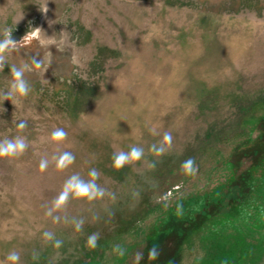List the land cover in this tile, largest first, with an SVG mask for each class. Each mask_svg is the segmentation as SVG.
Instances as JSON below:
<instances>
[{"label": "rangeland", "instance_id": "1", "mask_svg": "<svg viewBox=\"0 0 264 264\" xmlns=\"http://www.w3.org/2000/svg\"><path fill=\"white\" fill-rule=\"evenodd\" d=\"M5 28L20 42L0 91L13 64L29 65L31 91L15 105L0 98V140L29 143L19 158H0V264H11V251L19 264H134L137 252L139 264H264V0H0V38ZM57 128L68 133L59 143ZM165 132L172 144L158 156L150 148ZM134 145L143 158L114 168L113 155ZM64 151L75 161L57 170L52 156ZM188 158L195 176L181 168ZM249 168L257 181L242 198L261 205L260 227L224 226L219 211L203 229L182 219V201L211 193L232 171L241 184ZM91 169L104 196L72 198L46 215L65 181L88 180Z\"/></svg>", "mask_w": 264, "mask_h": 264}, {"label": "clouds", "instance_id": "2", "mask_svg": "<svg viewBox=\"0 0 264 264\" xmlns=\"http://www.w3.org/2000/svg\"><path fill=\"white\" fill-rule=\"evenodd\" d=\"M47 12V7L42 10ZM14 29L5 28L2 33V38H0V71H3L5 66L8 65V55L14 51H18L17 41L13 37ZM42 31L41 28H33L30 35L32 37L39 38V34ZM29 36L27 33L22 39ZM21 39V40H22ZM32 64L36 68H41L44 64L43 60L37 59L35 56L31 58ZM50 63V62H49ZM31 71L28 64H22L21 66H16L15 64L10 66V73L12 76V81L9 88L6 91H0V98L3 102L5 100H10L13 105H15V100L17 98L27 97L31 91L30 83L25 79V72ZM46 72V70H45ZM16 127L19 130H24L27 127V121H20ZM68 133L62 129L57 128L51 133V140L54 142H62L66 140ZM172 134L171 132H165L163 134L161 142L153 144L150 151L154 152L156 155L164 154L172 144ZM29 143L26 137L17 135L13 138L5 137L0 140V158L16 159L22 156L28 149ZM144 156V149L139 146H131L130 150L120 151L115 153L112 157L113 167L116 169L123 168L125 165L132 164L140 161ZM52 161L55 163V168L57 170H64L72 165L75 161V155L71 152L64 151L59 155H53ZM49 167V160L47 158H42L39 162V169L41 172L46 171ZM152 167H155L153 164ZM182 170L186 175L195 176L198 172V167L193 158H188L181 165ZM90 179L85 180L79 174L71 175L64 183L62 191L53 201V205L48 209L46 215L53 216V214L61 209H63L72 198L77 199H87L89 201L96 199L97 197H103L105 194L104 189H102L96 181L99 179V172L96 169H91L89 171ZM54 221L58 222L60 220L59 216H54ZM76 230L79 231L82 228L83 220L74 221ZM44 237L47 240H54V234L51 232H45ZM99 238L98 233H93L88 237L87 244L95 248ZM60 240H55V247L61 246ZM120 255H124V252L117 247ZM159 250L156 247L149 249L148 258L157 259L159 257ZM33 258H37L36 254H33ZM144 258L143 252H137L134 257V264H139V262ZM7 261L11 264H19L20 254L16 251H11L7 256Z\"/></svg>", "mask_w": 264, "mask_h": 264}, {"label": "trees", "instance_id": "3", "mask_svg": "<svg viewBox=\"0 0 264 264\" xmlns=\"http://www.w3.org/2000/svg\"><path fill=\"white\" fill-rule=\"evenodd\" d=\"M263 164L264 163H261L260 165ZM256 170V168H249L246 172H239V174H242L240 176L241 184L233 179L235 171H232L227 174L226 182L220 184L211 193L182 201V206L178 209V211H181L182 217H184L182 219L186 221L189 226L198 225L200 229H203L205 225L207 226L208 224L206 221L215 218L213 212L219 211L220 213L224 212L222 214L225 217L223 218L224 220L222 219V225L224 226L244 223L252 226L254 229L255 227H260V224L263 222V213H260V211H262L261 205L258 204L256 199H246V195L242 198L243 188L246 189L247 186L252 190L254 186L253 182L257 181L256 178L258 174ZM261 177L264 179V173ZM249 210H251L252 217L249 220L241 219L244 215L248 216ZM235 213H239V215L233 216Z\"/></svg>", "mask_w": 264, "mask_h": 264}]
</instances>
